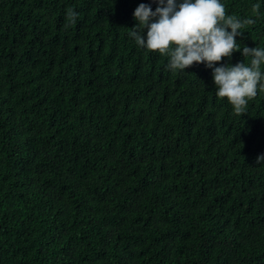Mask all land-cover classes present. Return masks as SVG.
<instances>
[{
    "label": "trees",
    "instance_id": "obj_1",
    "mask_svg": "<svg viewBox=\"0 0 264 264\" xmlns=\"http://www.w3.org/2000/svg\"><path fill=\"white\" fill-rule=\"evenodd\" d=\"M141 2L0 0V264H264V89L168 70ZM222 2L264 47V0Z\"/></svg>",
    "mask_w": 264,
    "mask_h": 264
},
{
    "label": "clouds",
    "instance_id": "obj_2",
    "mask_svg": "<svg viewBox=\"0 0 264 264\" xmlns=\"http://www.w3.org/2000/svg\"><path fill=\"white\" fill-rule=\"evenodd\" d=\"M77 15L71 8L66 12L69 23ZM132 18L128 36L137 47L166 56L165 67L173 72L203 63L211 70L215 95L226 98L234 113H244L249 99L264 89V47H240L236 40L253 21L227 14L222 0H149L135 7ZM237 51L249 62L220 63ZM254 163L264 164V153Z\"/></svg>",
    "mask_w": 264,
    "mask_h": 264
}]
</instances>
